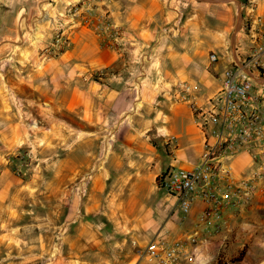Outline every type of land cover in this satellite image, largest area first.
Returning a JSON list of instances; mask_svg holds the SVG:
<instances>
[{
	"label": "crops",
	"instance_id": "0c3cea01",
	"mask_svg": "<svg viewBox=\"0 0 264 264\" xmlns=\"http://www.w3.org/2000/svg\"><path fill=\"white\" fill-rule=\"evenodd\" d=\"M73 1L57 0V12ZM244 1L264 15V0ZM110 11L121 36L109 39L90 26L71 25L69 46L34 75L31 89L36 93L31 90L30 96L45 112L78 109L93 124L113 117L133 155L112 157L95 171L84 207L75 212L71 207H0V264H153L139 251L155 237L187 243L193 233L199 239L198 261L210 256L208 264H262L263 187L248 207L227 211L226 223L217 231L198 223L205 207L201 200L185 216L176 197L155 183L164 172L161 165L190 169L199 162L203 134L189 106L175 100L174 90L188 84L201 100L219 90L221 73L234 60L243 1H192L178 29L172 27L175 14L168 0H113ZM211 53L216 62L210 61ZM103 109H109L105 116ZM30 136L18 120L3 118L1 149L21 146ZM232 165L238 175L250 166L247 156L235 158ZM10 224L13 234L6 230ZM48 227L65 228L56 243L58 253L53 237L37 231ZM231 258L237 261L231 263ZM175 264L190 261L182 256Z\"/></svg>",
	"mask_w": 264,
	"mask_h": 264
},
{
	"label": "built area",
	"instance_id": "2783aa9c",
	"mask_svg": "<svg viewBox=\"0 0 264 264\" xmlns=\"http://www.w3.org/2000/svg\"><path fill=\"white\" fill-rule=\"evenodd\" d=\"M168 1L175 14L172 27L178 29L189 0ZM112 2H69L60 14L69 21L60 23L55 53L69 46V28L77 22L106 38L120 37L119 28L110 19ZM232 52L234 60L223 69L220 88L214 95L201 100L188 84L175 88V100L189 106L203 134V150L194 167L164 171L158 185L176 197L185 216L193 203L201 200L205 207L197 216L198 223L217 231L226 223L227 211L248 207L264 188V15L257 14L251 4L245 8ZM217 60V55L211 53L210 61ZM239 156H247L250 164L242 175L236 174L232 165ZM198 241L197 233L191 234L187 243L158 235L140 249L139 255L153 264H175L182 256L190 264H208L212 261L210 256L196 259L200 252Z\"/></svg>",
	"mask_w": 264,
	"mask_h": 264
},
{
	"label": "rangeland",
	"instance_id": "374dc122",
	"mask_svg": "<svg viewBox=\"0 0 264 264\" xmlns=\"http://www.w3.org/2000/svg\"><path fill=\"white\" fill-rule=\"evenodd\" d=\"M192 1L195 0L189 3ZM242 1L246 8L249 3ZM56 3L57 0H0V132L6 118L12 123L18 120L31 134L27 142L16 148L1 149L0 139V207H71L75 212L84 207L95 171L108 166L112 157L133 155L127 147L125 131L116 128L113 117H102L104 120L93 124L78 109L45 112L37 105L40 101L31 98V90L36 93L35 88L31 89L32 78L35 80L45 63L63 51L54 50L62 23ZM22 8L27 11L20 14ZM188 9L189 4L184 11ZM17 15L18 20L14 21ZM185 18L186 12L183 21ZM7 26L10 30H5ZM108 110L103 109V116ZM161 170L170 168L161 165ZM160 174L155 179L157 186ZM109 186L107 181L106 193ZM58 213L54 214L55 220ZM6 230L15 232L13 224ZM37 231L53 237L56 247L65 228ZM58 250L59 246L55 253Z\"/></svg>",
	"mask_w": 264,
	"mask_h": 264
}]
</instances>
